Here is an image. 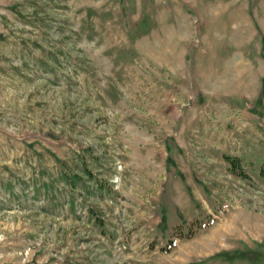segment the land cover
Masks as SVG:
<instances>
[{
    "label": "rangeland",
    "instance_id": "374dc122",
    "mask_svg": "<svg viewBox=\"0 0 264 264\" xmlns=\"http://www.w3.org/2000/svg\"><path fill=\"white\" fill-rule=\"evenodd\" d=\"M262 39L264 0H0V264H264Z\"/></svg>",
    "mask_w": 264,
    "mask_h": 264
},
{
    "label": "crops",
    "instance_id": "0c3cea01",
    "mask_svg": "<svg viewBox=\"0 0 264 264\" xmlns=\"http://www.w3.org/2000/svg\"><path fill=\"white\" fill-rule=\"evenodd\" d=\"M241 66H239V67H233V68H235L236 70H238V72L240 73V72H243V68H240ZM243 67V66H242ZM237 80H240V78H237ZM237 84H239L237 81H235Z\"/></svg>",
    "mask_w": 264,
    "mask_h": 264
},
{
    "label": "trees",
    "instance_id": "16d2710c",
    "mask_svg": "<svg viewBox=\"0 0 264 264\" xmlns=\"http://www.w3.org/2000/svg\"><path fill=\"white\" fill-rule=\"evenodd\" d=\"M263 40H264V39H262V42H263ZM229 161H230L231 165L234 164V163L232 162V160H229Z\"/></svg>",
    "mask_w": 264,
    "mask_h": 264
}]
</instances>
